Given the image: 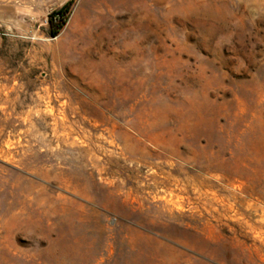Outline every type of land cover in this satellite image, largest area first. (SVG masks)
<instances>
[{
	"label": "rangeland",
	"instance_id": "obj_1",
	"mask_svg": "<svg viewBox=\"0 0 264 264\" xmlns=\"http://www.w3.org/2000/svg\"><path fill=\"white\" fill-rule=\"evenodd\" d=\"M0 0V264H264V0Z\"/></svg>",
	"mask_w": 264,
	"mask_h": 264
},
{
	"label": "trees",
	"instance_id": "obj_2",
	"mask_svg": "<svg viewBox=\"0 0 264 264\" xmlns=\"http://www.w3.org/2000/svg\"><path fill=\"white\" fill-rule=\"evenodd\" d=\"M72 3L73 0H69L62 7L55 9L50 13L51 23L54 22V20H57L55 26L56 28L51 31L52 36H55L60 28L65 24Z\"/></svg>",
	"mask_w": 264,
	"mask_h": 264
}]
</instances>
